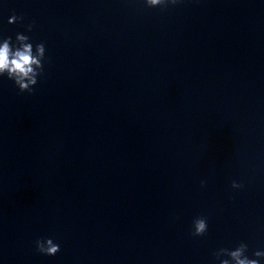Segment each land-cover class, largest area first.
<instances>
[{
    "label": "water",
    "instance_id": "water-1",
    "mask_svg": "<svg viewBox=\"0 0 264 264\" xmlns=\"http://www.w3.org/2000/svg\"><path fill=\"white\" fill-rule=\"evenodd\" d=\"M18 33L46 53L31 94L0 76V264L264 251V0H0Z\"/></svg>",
    "mask_w": 264,
    "mask_h": 264
},
{
    "label": "clouds",
    "instance_id": "clouds-1",
    "mask_svg": "<svg viewBox=\"0 0 264 264\" xmlns=\"http://www.w3.org/2000/svg\"><path fill=\"white\" fill-rule=\"evenodd\" d=\"M178 0H145L148 7H164L168 4L175 5ZM23 17L13 15L9 23L22 20ZM33 25L29 24L27 30L31 31ZM46 48L43 42L33 47L28 36L18 33L16 43L7 37L0 42V76H7L12 80L18 90L32 93L34 86L38 83V77L43 74ZM203 185V181L201 182ZM233 189L243 188V184L233 181ZM208 231V223L205 217H197L193 220V235L203 236ZM36 250L47 256H54L60 251V245L54 243L52 238H41L36 240ZM248 244L241 241L234 249L221 248L214 252V257L219 264H260L264 259V251L257 250L252 253L253 257L247 255ZM221 257H227L222 259Z\"/></svg>",
    "mask_w": 264,
    "mask_h": 264
}]
</instances>
